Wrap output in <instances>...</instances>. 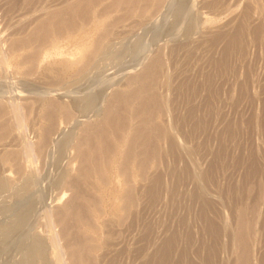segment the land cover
Wrapping results in <instances>:
<instances>
[{
	"label": "bare ground",
	"instance_id": "1",
	"mask_svg": "<svg viewBox=\"0 0 264 264\" xmlns=\"http://www.w3.org/2000/svg\"><path fill=\"white\" fill-rule=\"evenodd\" d=\"M241 2L242 0H121L116 10L119 13L115 14L113 20L107 24H103L99 14L103 0H86L83 3V9L79 16V26L85 38H81L80 42H78V46L82 47L87 44V47L83 51L92 53L93 56L99 52L100 55L98 56L100 57L109 55L108 51L112 52L113 50L114 52V49L118 47L115 46L116 48H114L115 44L113 45L108 40V36L113 33L111 31L113 27L121 22L125 26H136L140 30L145 27V29H153L152 26L156 24L155 33L165 37L167 41H172L171 50L176 53V64L172 72L167 73L163 71V68L159 67L158 56H154L153 60H150L145 65L142 72L138 76L136 74L137 78L135 77L134 79L138 83L131 90H125L126 93L124 91L122 94L119 92L118 94H114L112 102L116 101L114 102L116 105L112 102L111 105H115L116 119L113 117L115 120L113 121L111 115H109L111 120L105 116L108 119L105 127L108 123L111 125L114 122L113 124H115L108 128L110 130L105 129L106 134L109 133L107 135L111 136L114 144L109 142L111 146L105 144L108 147H104L103 145L101 149L98 146H93L100 149H97L100 157L99 160H96L97 162L91 163V172L102 178L108 172L110 173V169L117 159L118 153L122 152L120 150H122L123 145V148H125V145L128 144V146L126 145L128 147L125 151L126 153L123 150V154L127 158L124 160H127L129 163L127 165L131 164L135 165V168L138 167V177L145 187L143 195L155 210L152 219L147 224V228L153 235L149 239L151 242L148 249L149 252L147 251L146 256L137 264H226L225 262H218L219 239L221 233L226 231L230 233V229L223 213L216 215L217 219L209 218L207 215L210 208V200L207 199L208 197L206 198L204 187L207 186L206 182L211 179V170L219 153L224 149L225 140H228L231 144L237 143L242 147L238 123L231 119L230 114L243 100L251 108L246 122L248 121V126H251L252 133L246 135L248 151L245 148L244 157L237 154L235 158L236 169L237 167L242 169L241 178L235 182L234 180L230 182L228 190L234 198H227V203L231 205L234 201L239 202L247 194L246 184L248 180L254 178L256 173L260 171L259 162L261 157H263L260 151L262 150H259L261 148L259 145L257 149L252 146L254 138L262 136L264 128V98H261L259 95L260 89L264 91V85L260 83L264 79V0H262L263 8L260 13L256 11L254 6L248 4L247 1V4H243L233 16L227 19L225 24L223 23L227 26L225 31H216L212 36L208 34L211 36L209 43H207L209 54L204 60L197 61V55L192 50V44H189L188 41L196 34L199 28H204L221 16L234 11L235 8L240 6ZM201 9L205 10L203 13V15L205 14L204 17L199 12ZM148 21H151L150 26H148ZM101 25L104 30L97 33ZM106 27L109 28L106 29ZM143 30H141L139 35H128V30H122L123 36L120 39L124 40L127 36L129 39V37L132 38L134 36V40L132 41L131 39L132 43H130V39L128 41L129 45L127 42L124 43L127 47L122 46L124 48L122 53L119 49L122 55L133 54L135 56L133 59H136L140 55H143L145 51L148 52L150 50V31L147 30L149 31L148 33ZM178 36L184 37V45L173 42L174 38ZM52 43L51 48H56V44ZM250 46H253L254 50L252 56L249 57L247 52ZM17 47L20 49L24 48L22 45ZM117 50H115V54ZM256 51L259 52V55L256 54ZM81 52L80 57L82 58L85 54ZM174 52L173 54L175 55ZM117 53L119 55V51ZM31 57L32 54L29 58ZM10 62H12L11 51H1L0 68L9 66ZM84 65L82 64L81 67ZM258 67L261 68V71L257 74ZM94 81L96 82V80ZM108 83L111 84V82ZM19 85L13 84L10 88L8 86L7 90L0 91L1 97L8 95L10 102L15 101V103H8L9 110L0 107V145L2 147L7 145L2 144V139L10 133L12 127L17 130L16 137L9 144L13 145L15 149L0 154L1 248L6 247V245L2 247V244H7L15 239L20 241L18 239L23 229L31 223L30 216L32 215L31 212L34 211L35 205L34 200L30 199L24 208L21 206L22 209L16 207L23 198L30 196L34 186L33 181L36 180L32 172L35 149L31 146L33 145L31 142H29L31 145L27 143V139L29 140L30 138L27 137L26 131H24L23 122L19 117L21 115L19 110L21 109L18 110V99L15 97L20 92H26L28 88L26 85ZM102 85L99 91L104 89V85L103 87ZM257 88H259V91H257ZM126 89L128 90V88ZM93 93L77 92V95L73 97L71 102L74 107L80 108L83 111H81L82 113L86 112L91 115L93 110L98 109L101 103L100 98L102 97V93L100 92H98L100 94ZM117 101L120 103L118 104ZM257 101H261L260 106H262V111H259V114L256 110ZM21 108L23 109L24 106H21ZM15 109L19 111H17L19 115L10 112L15 111ZM8 113L14 114L12 116L16 124L12 122L11 125H8L6 123V127H3L5 121L7 122L6 115ZM236 116H238V113ZM214 123L221 125L215 131L212 130ZM32 124L33 120L30 119L26 126L28 127L27 133L29 137L32 134ZM71 136L67 135V137L59 141L58 159L53 160V166H55L54 176L49 177L47 175L48 178L45 177L43 179L45 185L51 186L50 188H57L66 177V172L58 164L67 155L71 139L68 137ZM99 136L101 135L99 134ZM109 136L106 138H110ZM213 139L215 140V151L211 155V159L203 164ZM90 151H92L91 148ZM96 151L95 153H98ZM97 155L99 156V154ZM94 156L93 154V158ZM93 158L89 156V160L98 159ZM20 159L24 172L14 177L13 169L15 166H18ZM180 163L182 164L180 165ZM136 164L139 166L136 167ZM126 167L129 169V166ZM134 169L132 167L131 171ZM130 174L132 175V172ZM130 174L128 175L129 177ZM112 177L114 180L109 181L111 187L107 195H110V199H115V192L112 187L117 184L114 174ZM252 181L254 182V179ZM188 184L191 186L188 187ZM217 193L222 198V195L226 193V188H218ZM6 199L9 200L6 201ZM54 199L58 200L59 196H56ZM191 216H195L201 221V234L198 236H194L190 231ZM5 219L7 220L6 222H4ZM159 227H163L164 235L158 240L156 233ZM16 235L18 238H15ZM53 237L51 235L48 239H50L49 242L51 241L52 253L55 256V253H58L55 249L58 248H56ZM207 238L208 241L206 243L205 240ZM77 239L73 240L77 242ZM26 242L29 243L23 242V247L20 245V248H23L19 249L23 251L20 256L18 255L20 254L19 250L16 251L18 253L17 256H19L18 261L16 262L15 260L14 262L12 259V264L54 263L51 261V258L48 259V256H46L44 239L32 236ZM79 245L82 246V244ZM82 251L84 252V250ZM118 251L121 253L122 250ZM11 256L13 257V255ZM60 256L62 257V255ZM74 256L75 258L72 257L74 259L70 260V263L68 262L67 264H81L79 263V260H81L79 254ZM55 257L54 259L56 260L53 261L59 262L60 257L58 255ZM7 258L10 257L7 256ZM10 259L11 263L12 260ZM248 262V258L243 256L241 264H248Z\"/></svg>",
	"mask_w": 264,
	"mask_h": 264
},
{
	"label": "rangeland",
	"instance_id": "2",
	"mask_svg": "<svg viewBox=\"0 0 264 264\" xmlns=\"http://www.w3.org/2000/svg\"><path fill=\"white\" fill-rule=\"evenodd\" d=\"M247 1L248 4L256 8L257 12H261L263 8L262 0H242L240 6L235 8L234 11L221 16L204 28H199L196 34L191 37L188 42L192 44V50L198 58L197 61L204 60L209 54L207 43H209L212 34L216 31H225L227 26L224 24L227 19L233 16L243 4H247ZM84 2L86 0H0V52L10 50L12 57V62L9 63V66L0 68V91L7 90V87L9 86L10 88L13 84L26 85L28 88L26 92H20L15 97L18 99L17 108L18 110L21 109L19 110L21 114L19 117L23 122L24 131H26L27 137L30 138V141L27 139V143L30 145L32 143L33 145L31 146L35 149L32 172L36 179L34 180L35 182L33 181L34 186L30 196L23 198L16 206L24 208L30 199L34 200V211L31 212L32 215L30 216L31 223L23 229L18 239L20 241L15 239L10 241L11 243L8 242L1 245L2 247L6 245V247H0V264H9L11 255L13 257L10 260L13 259L14 262L15 260L17 262L18 257L23 253L22 250H19L23 249L22 243H29L26 241H29L32 236L44 239L46 256H48V259H52L53 264L70 263V260H73L76 254H79L81 258L79 263L81 264H137L146 256V252H149L148 249L151 243L149 239L153 235L147 228V224L152 219L155 210L143 195L145 187L138 177L137 166L139 165L136 164L137 168H135V165H127L129 163L124 160L126 155L123 154V150L126 153L128 144L125 143L127 145H125L126 149L123 148V145L122 150H120L122 151L120 154L123 155L118 153L115 160L116 163L114 162L111 169L109 168L110 173L108 172L102 177L104 179L91 172V165L93 162H97L96 160H99L100 157V153L97 150L99 148L95 147L98 146L101 149L103 145L104 147L107 145L111 146L109 142L114 144L111 136L107 135L109 133L106 134L105 132V129L110 130L108 128L115 125L113 122L111 125L108 123L107 126L109 127H105L108 119L111 117L116 119L114 108L116 105L114 102L116 101L112 102L114 94H118V92L122 94L125 90H131L138 83L134 78H137L138 74L142 72L150 60H153L154 56H158L159 67L163 68V71L172 72L176 64V53L171 50L172 41H167L165 37L155 33V24V26H152L153 29L143 28L145 31H150L151 48L148 52L145 51L143 55L136 59H133V57L135 58L133 54L122 55L121 53L124 49L122 46L127 47L124 43H128L129 39L130 43L134 40V36L132 38L129 37V39L128 36L124 40L120 39L123 36L122 30H128V35H139L143 29L140 30L136 26H125L121 22L113 27L111 30L113 33L108 36V40L113 45L115 44L114 48H116L115 46L118 47L114 49V52L113 50L112 52L108 51L109 55H107L108 57L106 55L103 56L105 57L104 59H99L103 58L98 56L100 55L99 52L94 56L87 51L86 53L83 50L87 47V44L83 45V47L78 46L81 38H85L79 26V16ZM120 2L121 0H103L101 11L99 12L103 24L113 20L115 14L119 13L116 10ZM204 11V9L199 11L203 17L205 15H203ZM151 21H148V26H150ZM102 28L101 25L97 33L104 30ZM108 28L106 27V29ZM149 31L147 32L149 33ZM117 33L119 36L116 35ZM157 39L158 41H156ZM174 39L173 42L176 44H185L183 43V36H178ZM197 42L198 44H196ZM51 43H55L56 48H51ZM21 45L25 49L17 47ZM115 50H117V55ZM253 50V46L248 48L249 57L252 56ZM80 52L85 54V56L81 58ZM31 54L32 57L29 58ZM256 54L259 55V52L256 51ZM123 56L126 57L123 58ZM82 64L85 65L81 67ZM258 68L257 74L261 71V68ZM108 82H111V84ZM260 83L264 85V79ZM2 85L4 86L2 87ZM101 85L104 88L101 90L102 92L99 91ZM89 88L90 90H88ZM258 89L257 91H259ZM77 92L102 93L98 109L93 110L90 115L86 112L82 113L83 111L80 108L74 107L71 101L77 95ZM259 95L264 98L262 89H260ZM111 102L115 104H112L113 107H111ZM8 103H15V101L10 102L8 95L0 96V107L9 110ZM260 105L261 101H257L256 110L258 114L259 111H262V106ZM21 106H24V108L22 109ZM15 111L10 112L19 115V111ZM250 112V106L243 100L230 114L231 119L238 123L242 147L237 143L231 144L228 140H225L224 149L219 153L211 170V179L206 182L207 186L205 185L206 187H204L206 198L208 197L207 199L210 200V208L207 214L209 218L217 219L216 215L223 213L228 222L230 233L226 231L220 234V250L218 251V262H225L226 264H241L243 256L248 258V264H264V128L262 136L255 137L252 146L257 149L259 145L261 147L259 150H262L260 151L261 155H263L259 162L260 171L256 173L254 178L248 180L246 184L247 194L239 202L234 201L231 205L227 203V198H234L228 190L230 182L233 180L235 182L241 178L242 169L239 167L236 169L235 158L237 154L244 157L246 150L248 151L246 135H249L252 131L246 119ZM13 113L6 115L7 122L5 121L3 127H6V123L8 125H11L12 122L16 124L12 116L14 115ZM47 113L50 115L48 114L47 116ZM237 113L238 116H236ZM235 116L239 117L238 122ZM30 119L33 120L31 126L32 138L31 135L30 137L28 136V127H26ZM114 119L113 121H115ZM213 125L212 130L215 131L220 124L214 123ZM249 129L250 131H248ZM16 134L17 130L12 127L10 133L2 139V144L7 145L3 144L4 147L0 145V154L15 149L13 145L9 144L12 143ZM99 134L105 136L101 137ZM67 135H72L68 137L71 139L67 155L58 164L66 172V177L57 188L53 189L50 188L51 186L45 185L43 179L47 175L49 177L54 176L55 166H53V160L58 159V144ZM108 136L110 138H106ZM101 138L105 139V143L104 139ZM105 144L107 145L105 146ZM94 145L95 147H93ZM90 148L92 151H90ZM93 149L97 150L96 152L98 153H95ZM214 151L215 140L213 139L203 164L211 159ZM85 153L92 155L87 156ZM93 154L95 155L94 158L98 159H94ZM89 156L94 160L90 159V161ZM51 163H53L52 166L54 168ZM126 166H129V169ZM132 167L135 169L131 171ZM13 170L14 177L24 172L21 159L18 166H15ZM128 170L132 172L133 176L130 172L128 173ZM113 174L116 177L115 182L117 185L112 187L115 192V199H110V195H107V193L111 187L109 181L114 180ZM129 174L130 177L128 176ZM253 179L254 182L252 181ZM251 181L252 183H250ZM108 183L109 185H107ZM190 186L188 184V187ZM220 187L226 188V193L222 195V198L217 193V189ZM55 195L59 196L58 200L54 199ZM8 200L6 199V201ZM21 207L20 209H22ZM6 221L5 219L4 222ZM161 229L163 230V227H159L156 233L158 240L164 235V230L162 231ZM190 231L194 236L201 234V221L195 216L190 217ZM28 235L29 237L27 238ZM51 235L52 237L54 236L53 240L56 248L59 249H55L58 252L57 254L55 253V256L58 255L60 257L59 262L53 261L56 260L54 259L56 257L52 253L51 241L49 242L50 239H48ZM76 238H78L77 242L73 240ZM207 241L208 238L205 242L207 243ZM18 243L20 244L18 245ZM79 244H82L83 247ZM20 245L22 246L21 248ZM81 250H84V252H81ZM118 250H122L121 253ZM16 251L20 252V254ZM7 256L10 258H7ZM109 259L113 261L109 262ZM13 260L10 264L13 263Z\"/></svg>",
	"mask_w": 264,
	"mask_h": 264
}]
</instances>
